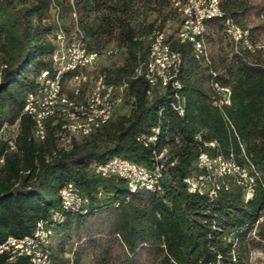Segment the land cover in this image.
<instances>
[{
  "label": "trees",
  "instance_id": "16d2710c",
  "mask_svg": "<svg viewBox=\"0 0 264 264\" xmlns=\"http://www.w3.org/2000/svg\"><path fill=\"white\" fill-rule=\"evenodd\" d=\"M176 2L184 0H0V244L32 236L42 222L53 233L44 246L50 264L84 257L95 264H250L251 253L264 250V0H219L223 15L207 22L200 56L179 38ZM226 18L245 33L237 51ZM58 34L88 52L114 49L121 57L64 72V93L74 96L70 84L80 75L127 83V111L67 142L60 119L49 118L38 141L24 105L42 73L55 71ZM158 35L179 54L182 115L171 108L172 91L144 77ZM155 128L154 142L141 139ZM202 153L244 169L251 198L237 174L219 178L215 196L190 192L185 179L203 173L196 166ZM115 157L153 173L151 188L131 190L124 179L94 171ZM69 184L86 199L77 209L62 205ZM0 264L29 259L3 253Z\"/></svg>",
  "mask_w": 264,
  "mask_h": 264
},
{
  "label": "bare ground",
  "instance_id": "6f19581e",
  "mask_svg": "<svg viewBox=\"0 0 264 264\" xmlns=\"http://www.w3.org/2000/svg\"><path fill=\"white\" fill-rule=\"evenodd\" d=\"M175 4L178 7L183 19L179 33V38L181 42L191 43L192 46H194L196 56L205 54L206 46L203 39V35L206 31L207 22L214 18H220L223 15L219 5V0H208V6L210 8H214V13L208 14L206 18H201L200 23L197 26L195 23H193V21H188V17H186V11L183 10L190 9V7L192 6V0H184L183 3L176 2ZM224 26L225 32L230 37V39V27H234L235 34L233 35V43L235 46V51H237V47L240 44L241 40H243L245 33L230 18L224 21ZM191 36L192 39H189V37ZM57 40L58 48L55 53H59L60 51H62V58H71V54H76V41L83 46L80 40H73L67 42L64 40V37L60 39V35H57ZM153 44L160 48V54L161 56H163L164 70L169 71V73H176V69L180 64L179 54L169 48V46L164 42V38L162 35H158L154 39ZM111 50L114 49H108L102 54L88 52L87 50L86 51L90 54H94V61L98 62L101 58L112 56L109 53ZM150 55L151 48L148 60L149 63ZM53 64L55 66V71L52 75H49L46 72V76L42 77L41 88H48V86H53L56 99L54 100V108H50V111H48L40 119L38 108H31L36 102L37 93L29 95L24 105V113L29 115L34 122L33 135L36 140H44L46 135L45 123L49 118L52 117H57L61 121L60 124L62 131L59 134L61 136V141L67 142V139L70 138L71 135L88 136L103 127L104 125H106L114 117L118 108L124 104V100L126 97V88H120V84H107L100 78L98 79V87H96V78L87 79L86 77H83L82 83L86 85L84 93L81 94V91L79 89L76 90L73 88L74 96L72 98H69L68 95H66V93H64L62 89L61 75L64 72L72 71L77 68L86 70L93 69H90V66L84 65V63H72L68 65V59H61V61H53ZM169 73L161 72V77H158L157 79V86H160L161 88H167L172 91V93H170L171 108H173L180 115H182L184 112V99L178 92L180 84L175 77H173V82H169ZM98 88H105V90H108V92H112V94L103 95V91L98 90ZM228 93L229 91L225 93L226 96ZM113 96H116V99H118L117 104H113ZM174 100L177 105L174 104ZM84 122H89V124L86 125V129L79 130V127H84ZM157 132L158 129H152L153 134H149L147 138H145L144 136L141 139L147 142H154L157 137ZM163 155L164 154L161 153L156 157L154 169L156 172H158L160 169L158 161L162 159ZM113 164H125L127 166L140 168L139 177L142 178V182H144V185H142L141 181H134L132 182V184H128V178H122L126 181L128 187L131 190H136L139 187L151 188L153 182V173L147 171L145 167L132 163L131 161L126 160L124 158L115 157L106 161L105 163L96 165L94 169L110 167L113 166ZM235 165L231 161L225 160L222 156L216 158H211L210 156H208V159H205L207 175L210 178V196H215L217 190L220 188L221 185H219L217 182L219 181V178H223L226 175H243V171L239 170V168ZM195 176L196 175H192L190 177ZM185 182L188 185L189 191L193 192L191 188V178H186ZM67 186L68 192H70V194H77L76 189L72 185L69 184ZM252 190L253 189L250 186L247 195H245L246 198H251ZM196 192L200 194L202 193L201 184H194V193ZM60 195L64 209H77L86 202L77 201L72 202L66 206L65 188L62 189ZM52 234V229L50 227H46V224L41 222L32 236H25L23 238H16L10 236L5 241H3L0 244V249L3 246V252H0V255L3 253L15 251V243H8L9 239L28 238L26 242L22 243V252L19 253V257H27L29 259V264H50L49 256L47 254V251L45 252L44 246L48 245L49 239ZM40 245L42 246V248H40V254H32L30 257L29 250L32 248H36V246Z\"/></svg>",
  "mask_w": 264,
  "mask_h": 264
},
{
  "label": "built area",
  "instance_id": "2783aa9c",
  "mask_svg": "<svg viewBox=\"0 0 264 264\" xmlns=\"http://www.w3.org/2000/svg\"><path fill=\"white\" fill-rule=\"evenodd\" d=\"M176 1V0H173ZM183 9V8H182ZM186 11V17H188V21H193L196 26L200 23L201 18H206L208 14L214 13V8H210L208 6V0H192V6L190 9H183ZM228 19V18H226ZM231 31V40L233 42V35L235 34L234 27H230ZM60 39L63 38L61 34ZM192 39V36L189 37ZM110 55H114L116 53L115 50H111ZM61 59H68V65L72 63H84V65H89L90 69H95L98 67V62L94 61V54H90L84 49L79 42L76 41V54H71V58H62V51L59 53H53V61H61ZM161 72H168L164 70V62L163 56L160 54V48L157 47L155 44L151 45V55H150V63L146 64L145 74L144 77L148 81L151 87L157 86V79L161 77ZM42 76H46V72L42 73ZM173 77H176V73H169V82H173ZM98 79L99 76H96V87H98ZM83 75H80L77 79L70 84V88H74L78 90L82 85ZM120 88H127V83H121ZM98 90L103 91V95L105 94H112V92H108L105 88H98ZM221 90L226 93L229 91L226 88H221ZM54 100L55 99V91L53 90V86H48V88H40L37 92L36 102L31 108H38L40 119L44 116L50 108H54ZM116 96H113V104H117ZM174 104L175 103L174 100ZM114 114V113H113ZM89 122H84V127H79V130L86 129V125ZM72 139V138H69ZM213 147V143L209 144ZM205 159H208V154L202 153L198 156L196 161L197 168L201 169L203 173L196 174L195 177L191 178V188L194 193V184H201L202 185V194L207 193L210 196L209 192V185H210V178L207 175V167H205ZM139 167H131L125 164H113L110 167H103L99 169H94V171L99 174L101 177H110V176H117L120 178H128V184H132L134 181H141L142 185V178L139 177ZM239 185L243 186L245 190V195H247L250 186L247 182V177L243 175L239 177ZM65 194H66V206L72 202L77 201H86V199L80 197L78 194H70L68 192V186H65ZM26 239H9L8 243H15V251L7 252L10 257V260L19 257V253L22 252V243L26 242ZM40 248L42 246H36V248H32L29 250L30 257L32 254H40ZM0 252H3V246L0 249Z\"/></svg>",
  "mask_w": 264,
  "mask_h": 264
},
{
  "label": "rangeland",
  "instance_id": "374dc122",
  "mask_svg": "<svg viewBox=\"0 0 264 264\" xmlns=\"http://www.w3.org/2000/svg\"><path fill=\"white\" fill-rule=\"evenodd\" d=\"M120 54L111 57H104L98 61V66H109L114 62H118ZM127 111L122 105L118 108L116 114H123ZM79 264H95L89 257H84ZM250 264H264V250L256 249L251 253Z\"/></svg>",
  "mask_w": 264,
  "mask_h": 264
}]
</instances>
